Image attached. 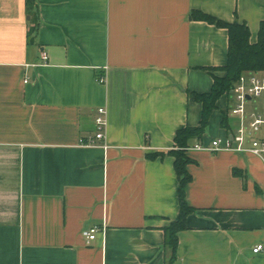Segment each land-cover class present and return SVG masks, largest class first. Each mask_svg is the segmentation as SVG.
<instances>
[{
	"label": "crops",
	"instance_id": "crops-1",
	"mask_svg": "<svg viewBox=\"0 0 264 264\" xmlns=\"http://www.w3.org/2000/svg\"><path fill=\"white\" fill-rule=\"evenodd\" d=\"M0 0V264H166L165 229L180 213L174 149L197 127L210 71L226 65V29L200 11L246 23L258 41L264 0ZM47 53L48 61H43ZM105 78V83L99 79ZM217 103L201 142L235 130ZM107 111L105 141L96 136ZM227 117L228 127L223 121ZM230 116V117H229ZM104 143H107L105 149ZM166 154L149 159V155ZM194 211L175 264H264V158L189 150ZM238 171V173H236ZM98 227L87 242L83 232Z\"/></svg>",
	"mask_w": 264,
	"mask_h": 264
},
{
	"label": "trees",
	"instance_id": "trees-1",
	"mask_svg": "<svg viewBox=\"0 0 264 264\" xmlns=\"http://www.w3.org/2000/svg\"><path fill=\"white\" fill-rule=\"evenodd\" d=\"M28 15L31 17L29 29V43H34L38 31V13L36 0H26ZM191 20L203 21L217 28L226 29L229 35V47L226 65L220 68H212L210 71H222L223 77L213 76V86L209 93L199 94L189 92L192 101L202 105V117L199 126L186 127L177 132L174 149L167 153L175 160V171L179 180V204L180 213L178 219L165 229V248L170 251V257L166 264H175L178 252V234L187 228V218L194 211L186 200L187 186L192 182V175L188 166L194 161L188 156V151L193 141L201 142L209 127L213 112L217 109L218 101L225 95L230 96L240 76L248 72H264V21L260 25L258 41L251 43V32L246 23L235 21L224 22L216 17L200 11L191 13ZM228 127L227 117L223 124ZM166 154L156 153L149 155V159L163 158ZM238 173V171H236Z\"/></svg>",
	"mask_w": 264,
	"mask_h": 264
},
{
	"label": "built area",
	"instance_id": "built-area-1",
	"mask_svg": "<svg viewBox=\"0 0 264 264\" xmlns=\"http://www.w3.org/2000/svg\"><path fill=\"white\" fill-rule=\"evenodd\" d=\"M43 61H48L47 53H43ZM100 83H105V78L99 79ZM231 98L236 105H233L228 114L237 119L235 130H229L225 138H216L210 146L197 144L189 150L210 151V152H237L248 153L257 157L264 158V72H248L240 76L232 93ZM262 100L259 105L251 112L247 110V104ZM97 134L94 138L81 141L86 147H94L98 142L106 139L107 111L99 108L95 119ZM107 148V143L103 146ZM98 227L91 228L83 232L87 242L96 239ZM263 246H257L253 252L263 251Z\"/></svg>",
	"mask_w": 264,
	"mask_h": 264
},
{
	"label": "rangeland",
	"instance_id": "rangeland-1",
	"mask_svg": "<svg viewBox=\"0 0 264 264\" xmlns=\"http://www.w3.org/2000/svg\"><path fill=\"white\" fill-rule=\"evenodd\" d=\"M261 104H262V100H261V99H258L256 102H253V103L250 102V103L247 104V110L251 112L252 110H254V108L256 107V105L259 106V105H261ZM233 105H236V102H233V103H232V106H233ZM232 106H231V107H232ZM261 106H262V105H261ZM229 117H230V116H229ZM231 119H232V122H233L236 118L233 117V118H231ZM236 120H237V119H236Z\"/></svg>",
	"mask_w": 264,
	"mask_h": 264
}]
</instances>
